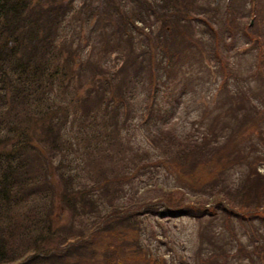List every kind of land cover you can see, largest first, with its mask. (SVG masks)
<instances>
[{
	"label": "trees",
	"instance_id": "1",
	"mask_svg": "<svg viewBox=\"0 0 264 264\" xmlns=\"http://www.w3.org/2000/svg\"><path fill=\"white\" fill-rule=\"evenodd\" d=\"M252 11L256 21L240 34L241 20ZM92 18V30L99 32L94 58L82 53V44L71 33ZM236 37L256 51L253 73L262 84L264 0H256L253 7L246 0H0V264H160L151 253L147 257L148 249L140 243V221L145 215L168 217L176 212L198 220L208 217L210 222L225 216L247 230L255 222L264 240V171L259 169L264 165V101L258 100L263 95L253 94L249 104L234 111L237 117L242 111L240 117L248 121L230 135L220 133L222 117L207 115L210 109L198 114L194 132L167 126L168 108L173 110V100L186 92L185 75L196 74L204 60L202 51L207 61L219 57L225 68ZM112 49L119 50L115 69L103 64ZM230 74L235 76L234 71ZM161 76V81L175 84L169 107H149L146 112L155 127L150 149L157 145L165 155L155 165L143 163L154 155L150 149L132 147L126 140L134 113L144 116L145 109H136L138 87H148ZM239 91L236 94L246 95ZM96 122L103 124L102 137L110 146L106 150L120 160L119 165L106 166L109 187L99 183L105 179L102 162H85L88 175H97L89 176L96 184L82 167L72 166L71 172L75 160L68 162L70 155L76 156L72 148L78 146L77 138ZM225 125L232 127L228 121ZM115 140L120 145L112 146ZM56 159L65 165L60 168ZM171 164L185 174L177 177ZM153 166L165 169L177 185L158 186L157 197L121 199L124 183ZM233 168L243 174L233 176ZM184 188L195 195L199 191L207 200L188 198ZM55 200L69 210L65 223L56 218ZM209 227L202 231L199 252L205 253L199 264H215L207 262L219 247L216 241L206 247L213 241ZM221 237L226 239V232ZM247 239L260 242L250 233ZM133 249L141 250V262L124 254ZM260 249L256 256L264 264L263 243Z\"/></svg>",
	"mask_w": 264,
	"mask_h": 264
},
{
	"label": "rangeland",
	"instance_id": "2",
	"mask_svg": "<svg viewBox=\"0 0 264 264\" xmlns=\"http://www.w3.org/2000/svg\"><path fill=\"white\" fill-rule=\"evenodd\" d=\"M237 2H239V0H237ZM255 2L256 0H246V5L248 7H253ZM238 9L239 8L236 10ZM245 10H247L246 7ZM256 16L257 15H254V12L252 11L247 17L245 16L241 20L242 24L238 29L240 34L245 32L244 28L248 24L252 23L253 25V22L256 21ZM93 21L94 19L92 18L88 24H82L80 29H71V33L73 34L74 41H80L82 44L84 48L82 53L85 54L88 51L94 58L98 56V43L95 37L99 32L98 30H92L93 27L91 26ZM250 29L252 31V26ZM101 31L102 29L100 28V32ZM206 35L209 36V34ZM97 39L100 40L99 36ZM231 43L234 45V47H231V55L228 56L229 63L225 65V68L222 66V64L225 62H223V60L220 61L219 57L209 58L210 60L207 61V57L205 56L204 51H202L200 57L204 58V60L201 61V66L199 69H197L196 74L192 76L185 75L184 83L187 81L189 82L188 85H186L187 87H183L186 92L180 96L178 100H173V104H176L173 110L168 108L166 116L171 119L169 120L170 123L167 126H172L175 129L183 128L185 130L194 132L195 130L192 129L193 125L196 124V118L199 113L202 111L204 112V109L211 110L207 112V115L213 114L215 112L219 114V117H222L219 118L218 121V124H220V133L221 130H224L230 135L231 132L238 130V128L243 129L244 125L247 124V122L242 123L243 120L248 121L247 118L244 119L243 117H240L243 116V112L238 111L239 115L237 117L236 114L234 115V111L237 112L241 105L249 104V100L254 98L253 94H255L256 97L260 92L263 95V98L260 97L261 99L258 100L264 101V82L259 84V77L256 76L257 74L253 73L257 61V53L253 47L249 46L250 43L241 41L239 37H236ZM208 48L209 44H206V49ZM118 53L119 50H109L103 64L109 69H115L118 66L119 61V59H116ZM77 61H79V59ZM216 62L220 63L216 64ZM205 64L206 66L204 67ZM228 67H231V69H228ZM230 71H234L235 76L230 74ZM96 73L99 74L100 72L97 71ZM163 78V76L159 77L148 87H146V84H142L143 87H138L139 89L136 105L139 104V106H137L136 109L139 110L143 108L145 110L142 112L144 113L142 119L140 116L141 113L137 111L134 113L135 115L129 123L131 126L129 127L130 140H126V142L132 147L138 146L139 149H150V145H153L152 135L154 133L155 127H153L154 124L151 125V117L148 119L146 118V112H148L147 108L151 107L152 109H156L169 107V93L174 88L175 84H172L170 80L166 83L161 81ZM223 85L227 86H225L223 92L220 93V88H222ZM237 90H240V93H242V90H244L246 95L243 96L239 95L238 93L236 94ZM145 91L148 92L147 95L144 93ZM245 97H247V99ZM145 99V103H142ZM149 101L152 103L149 104ZM260 106L263 107V105ZM98 119L104 121L102 118ZM145 121H148V125L144 124ZM225 121L231 122L232 127H228L226 125L223 126ZM102 125L103 124L101 122H96L93 125V128L89 129L87 133L85 132L83 134V138H77L78 146L76 148H72L73 154H76V156L74 157L73 155H70L68 157V162L75 160V162L71 164V172L74 171L72 166L78 167L77 169L82 167L86 174V178L89 180V182L93 181L94 184H96L95 180H91L89 176L91 175L92 178H95L97 175L92 173L88 175V164H85V162L86 160H89L95 165H97L98 162H102L104 164V171L102 175H104L103 177L105 179L102 182H98L109 187L110 173L108 170H106V166L119 165L120 160L116 161V158L111 157V154L114 153H110L108 150H106L110 146L106 145L105 140L107 138L102 137L105 135L101 129ZM157 126L158 125H156V127ZM70 134H74L75 137L79 135L74 131H70ZM116 140L112 146L120 145L119 142L116 143ZM223 141L220 142L222 143ZM150 150L152 153H154V155L143 163L155 164V162L158 161L157 159H159V156L163 155L161 154L162 151L157 145L155 147L151 146ZM163 157H165V155H163ZM55 163H58L60 168L65 165V162H59L57 159L55 160ZM171 166L175 172H177V177L185 174V171L181 170L180 167L177 168V166L173 164H171ZM200 166V163L196 165V167ZM122 169H125L124 165L122 166ZM259 169L264 171V165L261 164ZM202 171L203 170H197V173H201ZM231 171L233 172V176H239L240 174H243L239 168H233ZM74 183H77V180H75ZM175 184L177 185L176 178L166 173L165 169L162 167L153 166L152 171L134 176L131 181L128 180L124 183L123 188H125V194L121 199L126 200L130 195L134 197H140L142 194L157 197L156 195H160L158 186L165 188L172 186L175 187ZM188 190L189 189H187V191ZM108 195L109 194L106 193L103 195V197ZM187 197L192 200H207L205 195L199 193V191L196 192V195L192 191H188ZM100 198H102V195ZM118 199L120 200V195ZM52 205L56 213V218L59 219L58 222L65 223L68 219L65 217H69V210L62 206L59 203V200H55ZM37 209L38 211H42L41 207H37ZM178 213L179 212L169 213L170 216L168 217L145 215L142 221H140V243L142 246H144L143 248L148 249L146 254L147 257L151 253L155 260H157V262L160 264H199L198 261L205 253L203 251L199 252L200 245L204 237L202 231L206 225H209L211 226L209 227V230L213 229V231H210L213 241L207 244L206 247L212 248L214 241L217 242L219 247H216V254L212 252L209 256H207V262L212 263L214 261L215 264L262 263L261 259H258L256 255H260V244H264V240L261 233L258 235L257 231H255L254 228L257 227L255 222H253L254 226H248L247 230L245 226L240 224L237 220L223 216L225 219L224 220L221 215L215 216L210 222L208 217L198 220L197 218H193L185 214L179 215ZM89 215L90 218H92V212H90ZM73 225L79 224L73 222ZM88 225L89 223L82 226ZM230 227L234 228V233L230 231ZM221 232H226V239L221 237ZM249 233L253 234V236H255L256 239H259L258 241L260 242L250 243L249 239H247V237H249ZM231 238L233 240L229 241ZM204 243L208 242L205 241ZM128 251L129 250H126V253L124 254H128V256L134 258L133 262H141L142 257L139 256L142 255H138L142 253L141 250L133 249L129 252ZM116 256L118 258L117 251ZM248 256H252V258ZM126 262L129 263L130 258H127Z\"/></svg>",
	"mask_w": 264,
	"mask_h": 264
}]
</instances>
